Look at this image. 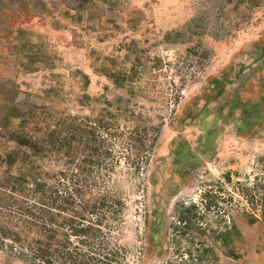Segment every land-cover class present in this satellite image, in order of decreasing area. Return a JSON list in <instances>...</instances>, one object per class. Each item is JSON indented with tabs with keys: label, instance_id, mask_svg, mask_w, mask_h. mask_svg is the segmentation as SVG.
Returning a JSON list of instances; mask_svg holds the SVG:
<instances>
[{
	"label": "rangeland",
	"instance_id": "rangeland-1",
	"mask_svg": "<svg viewBox=\"0 0 264 264\" xmlns=\"http://www.w3.org/2000/svg\"><path fill=\"white\" fill-rule=\"evenodd\" d=\"M94 124L108 154L82 164L66 212L30 186L0 196L84 227L80 213L106 196L100 236L123 248L121 264H258L264 0H0V177L31 168L49 192L86 157L69 163L51 131L89 139ZM22 131L45 149L18 146L9 135ZM8 153L16 164L1 163ZM9 243L0 264H28Z\"/></svg>",
	"mask_w": 264,
	"mask_h": 264
},
{
	"label": "trees",
	"instance_id": "trees-1",
	"mask_svg": "<svg viewBox=\"0 0 264 264\" xmlns=\"http://www.w3.org/2000/svg\"><path fill=\"white\" fill-rule=\"evenodd\" d=\"M112 128L113 126H110L105 129L112 134ZM89 130L91 135L89 139H84V129L81 128L80 132H74L72 136L59 141L55 137L56 131H51L52 134L46 142L55 148L58 142L55 150L58 152L61 150L63 154L70 156L69 163H74L75 155L81 152H84L86 157L79 161L75 169L69 170L70 172L61 171L59 175L57 174L55 177L57 183L49 187V192L45 189V178L38 177L31 168L24 169L17 177H11L14 178L13 180L0 177V186L13 194H26L30 186V194L27 197L30 196L31 199L51 210L66 212L82 195V176H80L82 164L93 163L99 156L108 154L100 125H91ZM29 135V132L22 131L16 137L14 133L9 136L18 142V146L31 149L37 154L39 149H45L42 141H34L33 135ZM71 139H76L77 142L74 143ZM16 153H8V157L2 159L1 163L9 166L16 164L18 161ZM106 202L109 200L104 196L98 203L86 207L87 213H80L81 220L89 218L91 221L84 227L82 224L59 223L54 217H47L28 208L14 205L0 196V211L6 213L9 211L3 218L0 217V245L9 240L13 252L28 264H121L123 248L100 236L99 227L103 224L100 209L106 206ZM6 219L8 223H5Z\"/></svg>",
	"mask_w": 264,
	"mask_h": 264
},
{
	"label": "built area",
	"instance_id": "built-area-1",
	"mask_svg": "<svg viewBox=\"0 0 264 264\" xmlns=\"http://www.w3.org/2000/svg\"><path fill=\"white\" fill-rule=\"evenodd\" d=\"M258 264H264V256L259 260Z\"/></svg>",
	"mask_w": 264,
	"mask_h": 264
}]
</instances>
